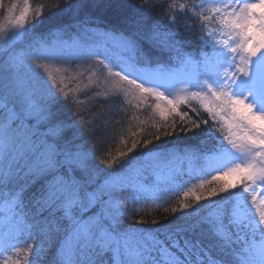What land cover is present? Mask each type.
<instances>
[{
	"label": "snow or ice",
	"instance_id": "6c2138e0",
	"mask_svg": "<svg viewBox=\"0 0 264 264\" xmlns=\"http://www.w3.org/2000/svg\"><path fill=\"white\" fill-rule=\"evenodd\" d=\"M162 6L0 0V264H264V0L169 3L164 26ZM46 8L67 20L40 36ZM178 13L199 22L197 57ZM85 74L115 108L62 119L65 80ZM113 111L128 127L98 154ZM162 137L186 142L187 171L160 168ZM150 204L171 218L136 219Z\"/></svg>",
	"mask_w": 264,
	"mask_h": 264
},
{
	"label": "trees",
	"instance_id": "16d2710c",
	"mask_svg": "<svg viewBox=\"0 0 264 264\" xmlns=\"http://www.w3.org/2000/svg\"><path fill=\"white\" fill-rule=\"evenodd\" d=\"M56 0H30V3L33 7V9L39 7L40 5H47L48 7H51ZM136 2H139V0H136ZM158 4H162V7H158L155 12L151 14L152 20H160L161 25L164 26L167 24V11H168V4L173 3L177 8L179 7L180 3H185L190 5L192 3V0H156ZM196 2H199V0H196ZM10 3H17L18 8L22 7V0H4V8L5 10L9 6ZM19 12V11H18ZM16 10V14L18 13ZM47 19L45 20L44 24L39 26L36 29V34L40 36H46L47 33L58 23L64 22L67 20V17L60 18L58 14L47 13V8L45 9ZM104 20L109 22L108 26H111L112 23H114V15L115 13L112 11H100L98 13ZM4 12L0 11V19H3ZM177 21L180 24V28L178 31L182 34L180 37H177V39L181 40H188L191 42L192 46H189L188 44H182V50L186 53L192 54L194 57H197L200 53V48L198 46L199 44V35H200V29H199V22L196 19L195 16L191 14H177ZM103 26V25H102ZM72 35L70 32L68 35L65 36V38H69ZM161 60H166V55L157 57ZM65 84V90L72 89L73 91L69 92V97L67 100L61 99V102L57 105V108L59 109L60 117L65 120H74L76 119L75 113L77 111H80L81 114L84 116L86 120L92 121L94 118V115L104 111L110 107L115 108L116 103L111 98L105 99L104 97H98L95 99H91V97L94 96V94L99 91L100 89L97 88L95 85H88L87 87H83L82 85H78L76 82H64ZM76 87H80L76 89ZM75 97L76 100L82 102L80 105H74L73 98ZM129 113H131L132 109H128ZM141 116V119L144 118L146 113H139ZM192 115V113H190ZM107 122L110 127L108 128V131L106 133L104 132H97L96 136L93 137V139H96L99 142V148H98V154H103V152L107 149V146L109 144H112L113 146L118 143L119 137L114 136V133H118L122 127L127 128V118L124 117L123 113L116 114L115 111H113V114L111 117L105 116L103 120H101V123ZM115 121H120V123H115ZM103 137V139H101ZM83 142L87 143L89 141V137L85 135L82 138ZM162 140L165 141V143H159V147L161 150L163 149H173L175 148L176 151L174 154L167 159L170 160L172 157L176 156H185L184 155V146L185 141L179 140L176 138H165L162 137ZM149 147H152L151 145ZM112 155H115V151L112 152ZM99 163V161H97ZM101 168L104 167L103 164H99ZM115 167H119V164L115 165ZM235 191V190H234ZM226 195V194H225ZM173 205H175V201L172 202ZM139 207V205H137ZM151 210H146L139 212L136 214V219H140L143 217L145 220L151 222L152 219H159L161 222L164 221L165 217L171 218V213L165 212L163 208L156 209L154 205H149ZM127 222L131 223L132 219L127 218ZM49 257H45L44 261H42V264H47V260Z\"/></svg>",
	"mask_w": 264,
	"mask_h": 264
},
{
	"label": "rangeland",
	"instance_id": "374dc122",
	"mask_svg": "<svg viewBox=\"0 0 264 264\" xmlns=\"http://www.w3.org/2000/svg\"><path fill=\"white\" fill-rule=\"evenodd\" d=\"M18 11H19V9H17V12ZM64 39H69V38L64 37ZM100 51L103 52V48H101ZM111 54H115V53H111ZM94 81H95L94 77L92 78V81H90L88 74H85L84 76L80 77L78 82H76V83L78 85H82L83 87H87L88 85H92V86L95 85L96 86ZM65 82H69V81L65 80ZM78 88H80V87H76V89H78ZM160 168H162L165 173L168 171L169 168H183L185 171H187L189 168V161L185 156H176V157H172L170 160H168V159L161 160L160 161ZM157 170H159V169H157ZM139 179L142 182H146L148 184H151V182L154 179H156V176L153 175V168L148 167L145 171L142 172Z\"/></svg>",
	"mask_w": 264,
	"mask_h": 264
}]
</instances>
